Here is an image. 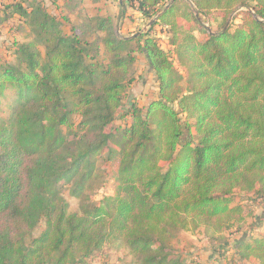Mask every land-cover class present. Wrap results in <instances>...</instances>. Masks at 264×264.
Returning <instances> with one entry per match:
<instances>
[{
	"label": "trees",
	"instance_id": "trees-1",
	"mask_svg": "<svg viewBox=\"0 0 264 264\" xmlns=\"http://www.w3.org/2000/svg\"><path fill=\"white\" fill-rule=\"evenodd\" d=\"M90 1L93 11L88 0L52 1L56 11L14 1L0 18L17 16L16 32H29L0 63V112L15 93L0 114V264H85L113 243L136 264H184L172 245L181 233L238 228L252 215L238 192L264 198V0H132L167 30L171 52L149 32L119 35L107 0ZM241 8L250 11L232 28ZM137 53L158 97L121 113ZM119 115L130 123L117 125ZM105 164L116 167L115 190L95 200ZM234 250L264 264V235Z\"/></svg>",
	"mask_w": 264,
	"mask_h": 264
},
{
	"label": "rangeland",
	"instance_id": "rangeland-1",
	"mask_svg": "<svg viewBox=\"0 0 264 264\" xmlns=\"http://www.w3.org/2000/svg\"><path fill=\"white\" fill-rule=\"evenodd\" d=\"M14 1L22 0H0V18L4 17V8L7 4ZM42 5H48L50 11H56L55 5L52 3L55 0H37ZM128 6L126 13L121 18H117L120 12L119 0H107L106 8L110 15L116 19L117 33L121 36L134 35L139 32H149L155 37L161 47L171 52L172 46L169 41V34L166 29L160 25H154L150 23L151 20L144 17L142 12L138 8L137 1L127 0ZM171 3L172 0H165V3ZM57 4H62L63 0H56ZM86 7L89 11H93L95 8L93 3L88 0ZM96 9V8H95ZM248 8H241L236 10L229 19V25L232 28L237 27L246 17L245 11ZM216 11H212L207 16L206 26H210L213 30H217L220 25V21L216 20ZM16 18V19H15ZM12 21L0 23V63L7 60L14 61L15 54L14 49L16 46V40L24 41L28 39V29L23 30L18 34L15 30L18 24V17L16 16ZM155 18V17H154ZM137 61L133 67V79L129 86L128 92L124 97V108L121 113H124L126 109L132 104L146 108L151 100L158 97L159 85L156 77L150 67L145 55L143 53H137ZM175 64L178 67L177 60ZM15 97V93L12 90L6 92V95L2 98L3 109L0 112L2 116H6L9 111V105ZM117 125H128L130 123V116L127 115L121 118L119 115L115 121ZM107 177L105 182L92 193V198L100 200L105 196L112 195L115 190V181L112 176L115 166L105 164ZM63 196L69 202V209L71 211L79 210V199L72 196L70 193V185L65 184L62 187ZM235 204H242L245 208V212H252V215L248 217L245 224L238 228L223 232L221 234H215L207 228L195 229L192 228L190 232L181 233L177 238L172 241L173 251L176 256H180L184 261V264H251L245 260H240L235 253L234 244L240 238H251L259 235H264V198L255 199V195L252 193L243 194L238 192L235 197ZM44 228L43 224H40L35 231L34 236L40 235ZM30 239H28L29 242ZM220 258V259H219ZM85 264H136L135 259L131 256L129 250L121 243L109 244L102 255L90 257L85 261Z\"/></svg>",
	"mask_w": 264,
	"mask_h": 264
},
{
	"label": "water",
	"instance_id": "water-1",
	"mask_svg": "<svg viewBox=\"0 0 264 264\" xmlns=\"http://www.w3.org/2000/svg\"><path fill=\"white\" fill-rule=\"evenodd\" d=\"M172 1H174V0H172ZM206 27H207V29H208L211 33H213V32L210 30L209 26H206Z\"/></svg>",
	"mask_w": 264,
	"mask_h": 264
},
{
	"label": "crops",
	"instance_id": "crops-1",
	"mask_svg": "<svg viewBox=\"0 0 264 264\" xmlns=\"http://www.w3.org/2000/svg\"><path fill=\"white\" fill-rule=\"evenodd\" d=\"M107 2V1H106ZM119 2L121 3V1L119 0ZM91 3H92V1H91Z\"/></svg>",
	"mask_w": 264,
	"mask_h": 264
}]
</instances>
